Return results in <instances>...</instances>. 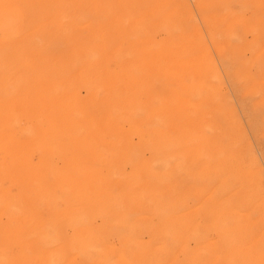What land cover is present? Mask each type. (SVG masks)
I'll return each mask as SVG.
<instances>
[{
    "label": "rangeland",
    "instance_id": "rangeland-1",
    "mask_svg": "<svg viewBox=\"0 0 264 264\" xmlns=\"http://www.w3.org/2000/svg\"><path fill=\"white\" fill-rule=\"evenodd\" d=\"M0 264H264V0H0Z\"/></svg>",
    "mask_w": 264,
    "mask_h": 264
}]
</instances>
